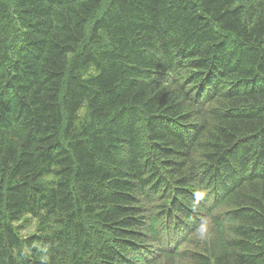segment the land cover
Segmentation results:
<instances>
[{"label": "trees", "instance_id": "obj_1", "mask_svg": "<svg viewBox=\"0 0 264 264\" xmlns=\"http://www.w3.org/2000/svg\"><path fill=\"white\" fill-rule=\"evenodd\" d=\"M207 219L198 264H264V0H0V264H176Z\"/></svg>", "mask_w": 264, "mask_h": 264}, {"label": "rangeland", "instance_id": "obj_2", "mask_svg": "<svg viewBox=\"0 0 264 264\" xmlns=\"http://www.w3.org/2000/svg\"><path fill=\"white\" fill-rule=\"evenodd\" d=\"M17 43H13V45H16ZM94 69H88V71L84 72L85 75H89L93 73ZM88 115L86 108L83 107L79 112V119L78 121L87 120ZM202 153H198L194 156V160L198 163L203 162V158L201 157ZM174 177V175H172ZM170 176V177H172ZM52 177L48 176L45 177V180H51ZM223 210H226V208L219 207L215 210L214 214L224 212ZM15 226H18L20 234L26 235L31 232L36 231L39 228L42 229H53L55 227V224L52 222V220H48L46 217H32L30 215H24L21 216L19 221L16 222ZM214 233H213V226L212 224L207 220L204 222H201L199 224L198 231L193 233L191 237L189 238L190 241L182 244L180 246V249L185 251L186 257L185 258H179L176 260V264H198V261L200 263V255H207L210 252V249L212 247V242L214 240ZM228 237H232V234L229 232ZM161 263V262H160Z\"/></svg>", "mask_w": 264, "mask_h": 264}]
</instances>
